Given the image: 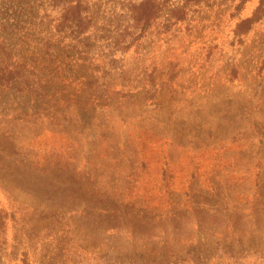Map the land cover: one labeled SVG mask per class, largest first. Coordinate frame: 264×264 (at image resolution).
Returning a JSON list of instances; mask_svg holds the SVG:
<instances>
[{
	"label": "rangeland",
	"instance_id": "rangeland-1",
	"mask_svg": "<svg viewBox=\"0 0 264 264\" xmlns=\"http://www.w3.org/2000/svg\"><path fill=\"white\" fill-rule=\"evenodd\" d=\"M0 65V264H264V0H0Z\"/></svg>",
	"mask_w": 264,
	"mask_h": 264
},
{
	"label": "trees",
	"instance_id": "trees-1",
	"mask_svg": "<svg viewBox=\"0 0 264 264\" xmlns=\"http://www.w3.org/2000/svg\"><path fill=\"white\" fill-rule=\"evenodd\" d=\"M1 70H4V66H2V65H0V71ZM17 83L18 82H16V79H13V77L12 78L5 77L4 75L0 76V86H2L4 88H8L9 90H15L17 88H20V91H22V89H25V88L29 87V86L21 87L20 85H16ZM5 222H6V220H5ZM1 227H2V222H0V228Z\"/></svg>",
	"mask_w": 264,
	"mask_h": 264
}]
</instances>
